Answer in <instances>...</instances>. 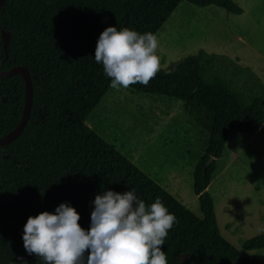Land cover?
Returning a JSON list of instances; mask_svg holds the SVG:
<instances>
[{"label":"trees","instance_id":"1","mask_svg":"<svg viewBox=\"0 0 264 264\" xmlns=\"http://www.w3.org/2000/svg\"><path fill=\"white\" fill-rule=\"evenodd\" d=\"M187 2L239 15L231 0H5L0 8V71L25 68L33 86L29 120L22 134L0 147V264H41L21 239L29 216L70 204L88 229L95 195L135 189L146 204L159 197L178 223L162 250L168 264H259L248 252L264 250V230L238 250L219 234L213 200L207 194L217 161L231 132L264 136V89L237 88L199 54L172 73L158 71L147 86L129 89L172 98L207 133L203 157L192 173L201 218L194 216L84 121L112 89L102 64L94 61L99 34L109 26L139 33L162 29ZM10 34L6 52L1 34ZM263 95V97L260 95ZM25 101L23 78L0 80V137L14 130ZM214 161L204 170V165ZM180 256H187L181 262Z\"/></svg>","mask_w":264,"mask_h":264},{"label":"rangeland","instance_id":"2","mask_svg":"<svg viewBox=\"0 0 264 264\" xmlns=\"http://www.w3.org/2000/svg\"><path fill=\"white\" fill-rule=\"evenodd\" d=\"M239 15L182 2L156 34L159 70L174 72L199 54L237 88L264 89V0H231ZM261 95V92H259ZM263 97V95H261ZM186 210L201 218L192 173L207 133L183 103L129 88L111 89L84 121ZM207 194L220 236L240 250L264 230V136L231 132ZM264 264V250L245 253ZM187 256H180L181 262Z\"/></svg>","mask_w":264,"mask_h":264},{"label":"clouds","instance_id":"3","mask_svg":"<svg viewBox=\"0 0 264 264\" xmlns=\"http://www.w3.org/2000/svg\"><path fill=\"white\" fill-rule=\"evenodd\" d=\"M157 48L152 32L109 26L98 36L94 61L102 64L112 89L147 86L159 71ZM91 203L87 230L66 202L54 212L29 216L21 236L25 252L35 254L41 264H168L161 246L178 219L159 197L146 204L134 188L104 190Z\"/></svg>","mask_w":264,"mask_h":264},{"label":"water","instance_id":"4","mask_svg":"<svg viewBox=\"0 0 264 264\" xmlns=\"http://www.w3.org/2000/svg\"><path fill=\"white\" fill-rule=\"evenodd\" d=\"M5 0H0V8L4 4ZM2 42H3V50L6 52L7 47L10 42V34L6 32H2L1 34ZM14 75H19L23 78L25 85V101L24 108L22 112L21 119L17 125V127L9 132L8 134L0 137V147L6 146L16 140L23 132L30 115L31 105H32V96H33V86L31 82L30 75L28 71L23 67H16L14 69L8 71H0V80L7 79ZM213 159H210L205 165L204 170L213 162Z\"/></svg>","mask_w":264,"mask_h":264}]
</instances>
